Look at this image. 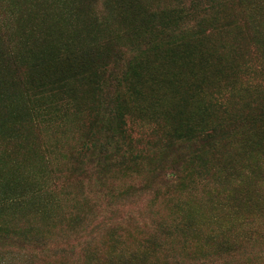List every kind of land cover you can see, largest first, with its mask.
<instances>
[{"label": "trees", "instance_id": "trees-1", "mask_svg": "<svg viewBox=\"0 0 264 264\" xmlns=\"http://www.w3.org/2000/svg\"><path fill=\"white\" fill-rule=\"evenodd\" d=\"M42 108L86 119L62 157L76 184L125 168L142 194L201 185L206 202L174 201L169 220L150 224L109 205L68 214L46 155L60 148L45 152L35 132ZM57 220L66 238H82L59 244L68 257L80 251L76 264L255 263L264 0H0V252L38 255ZM132 226L148 231L135 239ZM103 231L104 249L83 243Z\"/></svg>", "mask_w": 264, "mask_h": 264}, {"label": "rangeland", "instance_id": "rangeland-1", "mask_svg": "<svg viewBox=\"0 0 264 264\" xmlns=\"http://www.w3.org/2000/svg\"><path fill=\"white\" fill-rule=\"evenodd\" d=\"M36 121L42 123L41 129L36 123L35 132L39 135V142L45 152L46 144H56L60 148L55 154L46 152V155L52 171L50 175L52 182L59 185L56 194L61 198L62 206L68 214L75 209H79L80 204L83 203L88 207L85 209L97 207L101 211L109 205L112 209H116L120 215L125 214L123 217L124 220H127V218L134 213L138 218L141 216L145 219L142 221L143 224H150L151 221L163 222L169 220L175 210L173 209V211H171L170 209L171 206L174 205V201H186L182 204L191 202H202L204 204L206 202V198L203 194L204 190L201 185L195 187L192 194H181L173 189H163L156 197L151 194H142L139 188H143V181H140L138 176L125 168H115L112 174L109 173L104 176L100 184L96 181H92L80 186L76 184L75 178L66 172L67 168L71 165L69 162L66 165L62 157L68 147L73 144L74 140L77 139L78 136L80 137L78 133L79 122L82 121L86 123V119L81 116L75 123L62 121L61 118L54 119L52 111L50 115L49 111L42 108L39 110ZM50 124L53 130L49 132L44 131L43 129L50 127ZM149 191L151 192V189H149ZM122 192L126 193V196H121ZM94 205L96 207H93ZM137 212L138 214H136ZM203 212L207 214L206 209H204ZM77 213H79V211ZM57 224V230H55L51 237L52 242L50 241V244L46 245L43 251L37 252L38 255H33L32 257L28 256L24 259H15L13 261V257H11V255L8 256L9 250L6 252L3 250V252H0V264H10L12 261L11 264H76V261L83 259L78 255L80 251L76 250L73 256L68 257L67 255L61 254L59 244L62 241H68L69 244H72L79 242L82 238L80 239L79 236L76 240L75 237L66 238V234H62V232H64L62 226H65L67 223H64L60 227L59 220H57ZM128 231H131L133 237L138 239L143 233L147 232L148 229L138 231L136 226H132ZM61 235H65L64 239H62ZM127 238L128 235L126 239ZM109 239L110 236L108 231H103L90 236L85 239L83 243L95 248L104 249L106 245L109 244ZM263 251L264 243L256 244L251 251H249L252 260L255 259L254 264H264V256H261ZM4 255L5 259L2 257Z\"/></svg>", "mask_w": 264, "mask_h": 264}]
</instances>
